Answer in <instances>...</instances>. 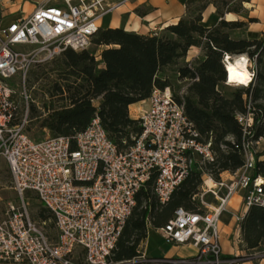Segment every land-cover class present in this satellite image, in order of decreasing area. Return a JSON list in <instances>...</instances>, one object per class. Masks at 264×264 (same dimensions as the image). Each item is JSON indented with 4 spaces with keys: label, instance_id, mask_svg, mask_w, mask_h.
Wrapping results in <instances>:
<instances>
[{
    "label": "built area",
    "instance_id": "2783aa9c",
    "mask_svg": "<svg viewBox=\"0 0 264 264\" xmlns=\"http://www.w3.org/2000/svg\"><path fill=\"white\" fill-rule=\"evenodd\" d=\"M128 1L37 0L32 10L20 8L9 21L0 20V154L22 197L20 204L9 202L0 219V260L7 264H83L80 254L86 264H235L264 256L263 249L243 247L225 255L220 244V215L237 189H242L237 220L250 204H264V176L252 177L247 171L255 163L253 142L264 140V136L253 138L263 116L258 117L256 101L250 96L244 109L234 112L245 153L244 164L231 172L235 178L221 177L216 188L202 186L197 197L205 211L177 207L159 228L166 242L192 245L195 251L187 255L151 256L142 251L132 259L108 261L136 204V193L148 180L154 177L153 192L164 203L195 163L215 159L212 139L203 138L184 111L183 89L171 85L152 88L139 115L140 130L125 148H118L107 136L97 115L73 137L57 134L34 139L26 131L28 108L19 115L12 81L18 78L24 85L36 63L47 62L66 48L89 47L104 16ZM197 47V52L187 53V61L201 56V47ZM244 55L247 84L230 79L227 63L239 59L233 60L229 53L223 56L224 84L247 87L253 82L255 62ZM20 93L28 101L25 87ZM226 138L233 141L234 136ZM27 189L36 191L52 212L58 229L54 241L30 217L23 200ZM207 192L217 198L216 204L206 199ZM234 239L242 244L240 224Z\"/></svg>",
    "mask_w": 264,
    "mask_h": 264
},
{
    "label": "trees",
    "instance_id": "16d2710c",
    "mask_svg": "<svg viewBox=\"0 0 264 264\" xmlns=\"http://www.w3.org/2000/svg\"><path fill=\"white\" fill-rule=\"evenodd\" d=\"M229 1L186 0L184 14L158 33L101 27L92 38L93 46L81 50L66 48L53 59L36 63L27 73L31 82L42 79L39 100L45 110L44 114L39 113L33 105L30 119L37 120L51 135L73 137L97 115L118 148L130 145L132 135L141 127L140 118L130 116L131 103L149 97L154 86L170 85L169 77L162 73H176L179 79L188 80L183 94L184 111L203 138L212 139L215 159L201 165L195 163L164 203L153 192L154 177L148 180L136 193V204L108 257L110 263L141 254L139 245L148 230L163 226L175 208L205 211L197 197L203 174L220 180L221 172H234L244 164V137L234 112L244 109L248 96L260 100L256 107L258 117L263 116L256 124L253 138L264 136V33L251 38L231 37L229 29L245 25L246 20L224 18L225 12L239 13ZM243 1L246 0L240 3ZM208 4H213L221 16L214 25L202 22V12ZM253 19L247 16V20ZM193 45L200 46L202 54L189 62L186 56ZM226 53L247 54L256 68L253 82L236 89L231 96L222 89ZM227 135H233V141ZM258 174L264 176V144L255 152L251 169L252 177ZM37 215L42 220L52 216L55 222L52 212L43 204ZM239 224L242 247L264 250V204H250Z\"/></svg>",
    "mask_w": 264,
    "mask_h": 264
},
{
    "label": "rangeland",
    "instance_id": "374dc122",
    "mask_svg": "<svg viewBox=\"0 0 264 264\" xmlns=\"http://www.w3.org/2000/svg\"><path fill=\"white\" fill-rule=\"evenodd\" d=\"M229 4L232 5V7H235V9H239V13H245V9L243 8V4L240 3V0H231L229 1ZM128 7L129 5L131 6V9H127L125 6H123L122 8H118L116 10L113 11V13L111 14V19L112 21L110 23H116L118 24V26L120 27H127V30H129V25L131 26H135V30L137 32H154V33H158L161 32L162 29L157 28H149L148 30L146 29L145 31L142 29L141 30V26L140 23H144L146 22V18H141V16L146 15L147 17H149L150 20H157L159 18V14L155 11V7H153L150 3H148V0H131L127 3ZM132 5H134L132 7ZM179 5H174L173 6V10H178L179 9ZM227 5L224 7L226 8ZM185 8L184 7V12H185ZM183 12V14H184ZM217 12V11H216ZM234 12V11H231ZM235 13V12H234ZM233 13V14H234ZM16 16V15H15ZM153 18V19H152ZM105 19V17H104ZM152 26H158L156 23L152 24ZM103 28H105L104 26H102ZM109 27V26H106ZM125 29V28H124ZM93 43H90V46H93ZM241 54H237V55H233V60H238L240 58ZM33 67V66H32ZM35 67V66H34ZM30 68V69H34ZM162 75H166L169 77L170 79V85L172 88H176V89H183V91L185 92V88L186 85L188 84V80L187 79H179L177 77L176 73H162ZM42 79L39 78L37 81L35 82H31L28 79V74L26 75V79H25V84L23 85V82L21 80H19L18 78H15L12 81V84L15 88V98H16V103L18 106V113L23 114L26 112L27 108H28V115H29V120L27 121L26 124V131L28 132V134L34 138V139H40L43 138L47 135H51L49 130L45 127H41L39 125V122L37 120H32L30 119V114H31V108L34 105L37 109L39 113H45V110L42 108V102L39 100V97L42 95L41 93V89H39V82H41ZM26 88L27 93L29 94V99L28 101L25 99V97L22 96V94L20 93V91L23 88ZM241 86L238 85H234V84H223L222 89L224 91V93L228 96H231L233 94V92L240 88ZM245 95V94H244ZM256 102L260 101L258 99L255 100ZM28 106V107H27ZM143 109L141 108H137L136 106H132L130 109V113L135 116V117H139L141 111ZM34 119V118H33ZM264 144V140H259V142H253V151L256 152L258 151L262 145ZM197 159H199V156L196 155L195 156ZM251 167L247 169L248 172H251ZM229 171H225L222 175L224 178L228 179L230 176ZM232 174V173H231ZM209 174L205 173L203 174V179L202 182L199 185L200 190L202 189V186L206 187L203 183L204 178L208 177ZM236 175L232 176L233 178H235ZM215 180V179H214ZM216 182H218L219 180H215ZM225 189H222L220 191V193H223ZM237 193H242V189H237ZM206 199L210 202H215V198L214 195H212L211 192H207L205 195ZM23 200L26 203V208L28 210V213L30 215V217L35 221V223L42 229V231H44V233L48 236V238L51 241H54L56 239L57 233H58V229L56 227L55 222H53V218L48 217L45 220H42L41 218L38 217L37 215V210L39 207H41L42 203L39 200L36 191L31 190V189H27L24 191L23 194ZM12 202L14 204H20L22 202V197L16 192V190L13 187V182H12V176H11V172L10 169L8 167V163L4 157L3 154H0V219L3 218L5 216V212L8 206V203ZM228 212L223 211V213L221 214V218H228ZM235 227V224H234ZM154 230L153 233H158V231L161 233L159 228H151L148 230V235H149V231ZM157 231V232H156ZM147 237L145 238V240H143L140 245L139 248L141 250H143L146 254L148 255H160V254H151L149 252V249L147 248V246L149 245V241L146 243L147 241ZM167 243V242H164ZM162 244H158V247H161ZM232 245V244H229ZM242 246V245H241ZM239 247V246H238ZM238 247L232 248L228 247L229 251H233L236 252V249ZM147 250V252H146ZM223 250H225L223 248ZM222 250V251H223ZM223 254L228 255L231 254L230 252H223ZM79 260L81 261V263H84V258L83 255L80 254L79 256ZM0 264H7L5 263L3 260H0Z\"/></svg>",
    "mask_w": 264,
    "mask_h": 264
},
{
    "label": "crops",
    "instance_id": "0c3cea01",
    "mask_svg": "<svg viewBox=\"0 0 264 264\" xmlns=\"http://www.w3.org/2000/svg\"><path fill=\"white\" fill-rule=\"evenodd\" d=\"M37 0H0V20L2 23H5L12 19L15 15H17V12L20 8H23L25 11H30L34 7ZM131 1V0H129ZM128 1V2H129ZM26 2L29 3V6L26 7ZM124 3L118 8H122L125 6L128 7L127 3ZM186 0H148V3H150L153 7H155V11L160 15L157 20H150L149 17H147L145 14L141 16V18H146V22L140 23L141 30L144 31L149 28H159L162 29L164 26L171 22H176L177 19L183 14L184 7H185ZM179 5L178 10H173L174 5ZM243 8L245 9V13H237V12H225L224 18L225 19H241L246 20L245 25L241 27H235L229 29V34L233 38H251V37H259L262 36L264 33V0H246L243 1ZM134 5H132L133 7ZM117 8V9H118ZM127 9H131V6ZM116 10V9H115ZM113 11L104 16L103 18V26H118L116 23H110L112 21L111 14ZM234 13V14H233ZM247 16L254 17L253 20H247ZM220 15L216 12V8L213 4H208L205 9L202 12V22L205 25H214L218 22L220 19ZM153 19V18H152ZM156 23L158 26H152V24ZM127 29V27H124ZM129 30H135V26L129 25ZM153 33V31L151 32ZM198 51V47L193 45L189 48L188 52L189 54H192L194 52ZM201 57V56H200ZM148 103V97L133 102L129 105V113L132 106H136L137 108L144 109L146 108ZM130 116H133L130 113ZM225 171L221 172V177H223V173ZM230 175L231 172H228ZM231 177V176H230ZM229 177V178H230ZM224 178V177H223ZM218 187V186H217ZM216 188V187H214ZM213 195V194H212ZM215 202H211L212 204L217 203V198ZM223 211L228 212V218H221L220 215V221H219V229H220V244L225 250L223 252H230L231 254L234 253L233 251H229L228 247L235 248V247H242L241 243H236L234 237L237 229V225L239 224V220H237V215L242 211V195L241 193H233V195L229 198L227 201L225 208ZM222 211V213H223ZM221 213V214H222ZM235 224V227H234ZM154 230L149 231V235L147 238L146 243L149 241V245L147 248L149 249V252L151 254H165V255H187L190 253H193L195 251L194 247L188 244L184 245H176L173 243H164L166 242L164 240V236L162 233L158 231V233H153ZM157 232V231H156ZM158 244H162L161 247H158ZM232 244V245H229ZM237 248V249H238ZM236 249V251H237ZM147 252V250H146ZM235 264H264V256L260 257L256 260L252 261H244L240 263Z\"/></svg>",
    "mask_w": 264,
    "mask_h": 264
},
{
    "label": "bare ground",
    "instance_id": "6f19581e",
    "mask_svg": "<svg viewBox=\"0 0 264 264\" xmlns=\"http://www.w3.org/2000/svg\"><path fill=\"white\" fill-rule=\"evenodd\" d=\"M29 6V3L26 2V7ZM243 57L239 58L238 62L229 61L227 63V71L229 72V76L231 80H238L240 83L247 84L248 82V70H247V59L244 54H241ZM204 185L207 188L217 187L218 183L212 179L210 176L204 178ZM192 246V245H191Z\"/></svg>",
    "mask_w": 264,
    "mask_h": 264
}]
</instances>
